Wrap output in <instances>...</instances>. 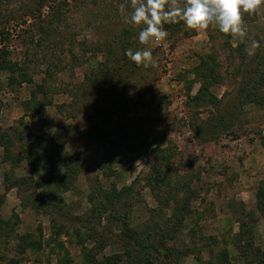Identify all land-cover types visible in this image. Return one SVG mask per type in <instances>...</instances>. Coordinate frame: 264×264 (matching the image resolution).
I'll list each match as a JSON object with an SVG mask.
<instances>
[{
	"label": "rangeland",
	"instance_id": "374dc122",
	"mask_svg": "<svg viewBox=\"0 0 264 264\" xmlns=\"http://www.w3.org/2000/svg\"><path fill=\"white\" fill-rule=\"evenodd\" d=\"M139 2L0 0V130L10 137L9 155L0 143V221L41 238L18 252L1 226L0 264H104L115 254L119 264H264L255 200L264 100L239 108L225 129L210 123L264 57V4L241 13L243 37L182 21L143 47L154 66L99 89L104 44L138 26L130 16ZM184 2L164 0L165 10ZM203 79L218 105L191 99ZM243 212L251 235L240 232ZM126 222L145 247L122 245ZM164 225L167 257L149 245Z\"/></svg>",
	"mask_w": 264,
	"mask_h": 264
},
{
	"label": "trees",
	"instance_id": "16d2710c",
	"mask_svg": "<svg viewBox=\"0 0 264 264\" xmlns=\"http://www.w3.org/2000/svg\"><path fill=\"white\" fill-rule=\"evenodd\" d=\"M181 20H177L175 23H166L162 24L164 30H169L173 26H177L181 24ZM141 27H144L143 24L138 26H122L118 31L115 32L114 36L110 38L109 40H106L105 42V48H106V57L104 61L99 62V68L97 71L98 80L101 79L100 82L102 83L99 86V89H108L111 86H115L116 83H119L122 78H126L134 69V67H138V65L133 62L129 57L125 54L126 50L132 49L133 51L140 49L142 50L145 44L139 43L137 39V34L140 31ZM2 30H0V38H1ZM1 42V40H0ZM1 46V44H0ZM0 51H2V48H0ZM12 62H6V65H11ZM203 75V73L201 72ZM215 81L217 78H213ZM213 80V81H214ZM211 80L203 79V85H201L198 92L191 97L194 101H199L203 103H208L210 105L216 106L218 105L217 102H220L221 100L217 98L212 92L209 90V85ZM107 84V86H105ZM98 89V90H99ZM264 100V57L259 60L257 63L256 68L252 70V72L243 79L242 85L238 88L237 93L229 100V103L223 107H215L217 109V112H211V130L215 131L218 129H225L227 128L228 121L227 118H232L234 114L238 111L239 108H241L244 105H256V104H262ZM213 121V122H212ZM10 140V137L8 133L4 129L0 130V143L4 146L5 154L9 155L7 142ZM42 139H40V135L35 136L33 140L28 141L29 147L27 150V153H34L37 154L38 146L41 145ZM114 148H116L115 143H113ZM46 146H48L46 144ZM50 147V146H49ZM52 147V146H51ZM50 147V149H52ZM46 148H41L39 151H43ZM54 159V158H53ZM52 159V160H53ZM7 187V186H6ZM106 197V194L104 195ZM108 203H106L107 207L112 202L106 198ZM51 199L47 198L46 196L40 197V201H42L44 204L47 201H50ZM255 200H256V206L259 210V212L264 216V182L257 186V189L255 190ZM42 202L40 203L42 205ZM0 203H2V200H0ZM102 203H98L97 206L94 208L97 212L99 211V208H102ZM106 207V206H105ZM179 206V203L177 205ZM187 208V205L184 203L182 209L185 211ZM1 220V219H0ZM17 221V220H16ZM15 221V222H16ZM80 220H75V222ZM15 222H8V221H0V227L3 226L4 228V236L6 238L11 237V239L17 240V246H18V252H22L25 250V248H39L40 247V237L36 240L32 234L26 233V234H15L13 231V225ZM249 215L245 212H243V216L240 218L239 222V229L241 233H248L252 234V227L249 224ZM1 229V228H0ZM64 231L62 233H65V230L61 227L59 230L56 231V234L60 233L61 231ZM7 232V234H5ZM158 236L155 238V240L150 242V246H154L157 250V252L162 253L163 256L167 257L169 256L170 252L166 245V240L171 237V234L169 233V230L167 229L166 225L160 227L158 229ZM139 235H136V233L132 230L131 227L128 226L127 222L125 223V232L123 233L122 239L120 238V242L124 247H128L131 243H136L141 245L142 247H145L146 245H143L142 242H140L141 237ZM149 239L148 235L144 236V240ZM52 240V238H51ZM148 245V244H147ZM118 256H113L111 258H107L103 263L104 264H119L120 256L119 254H115ZM148 262V261H146ZM146 262H143V264H147Z\"/></svg>",
	"mask_w": 264,
	"mask_h": 264
},
{
	"label": "clouds",
	"instance_id": "9594fccd",
	"mask_svg": "<svg viewBox=\"0 0 264 264\" xmlns=\"http://www.w3.org/2000/svg\"><path fill=\"white\" fill-rule=\"evenodd\" d=\"M261 4L264 0H185L182 7L165 10L164 0H140L133 6L130 20L135 25H144L137 39L145 45L151 40H162L167 35L162 24L175 23L178 19L194 30H204L215 24L223 33L243 37L245 28L241 13L254 12ZM125 54L138 66L147 68L155 64L149 48L128 49Z\"/></svg>",
	"mask_w": 264,
	"mask_h": 264
}]
</instances>
